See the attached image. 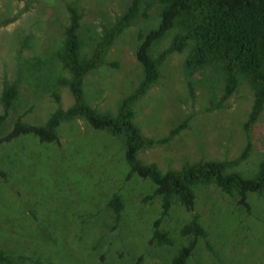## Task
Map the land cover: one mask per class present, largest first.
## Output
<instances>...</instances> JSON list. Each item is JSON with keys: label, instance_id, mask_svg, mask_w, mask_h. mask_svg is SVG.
I'll return each instance as SVG.
<instances>
[{"label": "rangeland", "instance_id": "obj_1", "mask_svg": "<svg viewBox=\"0 0 264 264\" xmlns=\"http://www.w3.org/2000/svg\"><path fill=\"white\" fill-rule=\"evenodd\" d=\"M133 0H0V114L7 84L19 94L0 125V136L21 117L44 123L74 102L70 77L59 52L70 23L69 6L81 13V36L92 44ZM134 20L115 38L104 63L84 78V94L100 112L117 114L121 100L144 77L137 58L141 36L158 26L163 3L140 0ZM178 26L152 47H169ZM188 48L167 54L161 76L134 104V121L144 135L160 139L187 119L167 142L142 148L139 158L162 172L186 163L246 158L231 165L254 176L264 160V107L249 126L255 89L240 77L226 99L225 75L216 65L186 66ZM58 140L33 134L0 144V249L11 264H172L178 250L194 240L181 229L195 213L206 235L199 236L186 264H264V192L249 195L250 209L215 184L195 187L194 209L174 201L160 229L173 243L154 237L163 199L156 184L128 176L124 135L95 129L81 116L63 121ZM123 201L117 215L110 200ZM0 264H9L1 263Z\"/></svg>", "mask_w": 264, "mask_h": 264}, {"label": "trees", "instance_id": "obj_2", "mask_svg": "<svg viewBox=\"0 0 264 264\" xmlns=\"http://www.w3.org/2000/svg\"><path fill=\"white\" fill-rule=\"evenodd\" d=\"M139 1L133 0L128 10L92 44H86L81 36V13L76 6H69L70 23L65 29L58 52L70 72V77L63 82L69 85L74 102L66 109L58 108L53 111L42 124L27 123L19 117L13 127L0 136V144L26 134H33L43 142L58 140L57 128L60 124L77 116L84 117L95 129H106L113 135H124L125 157L130 166L128 176L135 173L144 178H151L156 184L153 195H159L163 199V209L161 216L155 221L153 238L158 237L160 241L173 243L160 229V223L162 217L169 213L174 201L192 210L196 202L195 187L199 184H215L222 191L236 196L240 204L250 209L249 195L264 192V160L252 177H246L237 170H229L231 165L246 158L250 148L248 145L237 158L230 161H198L186 163L180 169L162 172L156 163L143 162L138 152L157 142L170 140L186 126L187 119L173 128L169 135L156 140L144 135L134 121V104L161 76V63L167 54L188 48L186 66L189 70L195 71L216 65L224 73L225 92L222 99L232 94L240 77L251 83L255 89V100L246 122L249 127L264 107V0H160L163 3L161 21L158 26L141 36V43L136 52L143 67V79L121 100L116 115L100 112L85 98V75L104 63L117 35L136 17ZM175 26H178L181 32L175 34L169 47L159 56H153L154 43ZM18 94L16 83L5 86L2 94L4 111L0 114V125L8 116ZM110 204L119 215L123 207L121 197L115 195ZM181 231L185 235H193L194 240L178 250L172 264H186L196 239L206 235L197 213L183 225ZM11 260V257L0 249V262L11 264Z\"/></svg>", "mask_w": 264, "mask_h": 264}]
</instances>
